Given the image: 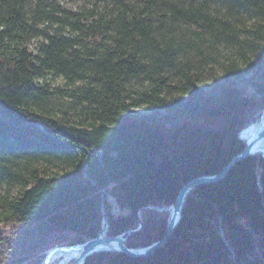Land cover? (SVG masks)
I'll return each mask as SVG.
<instances>
[{
	"label": "trees",
	"instance_id": "obj_1",
	"mask_svg": "<svg viewBox=\"0 0 264 264\" xmlns=\"http://www.w3.org/2000/svg\"><path fill=\"white\" fill-rule=\"evenodd\" d=\"M263 107L264 0H0V264H41L103 213L129 247L159 240ZM83 264H264V156L193 188L152 254Z\"/></svg>",
	"mask_w": 264,
	"mask_h": 264
},
{
	"label": "water",
	"instance_id": "obj_2",
	"mask_svg": "<svg viewBox=\"0 0 264 264\" xmlns=\"http://www.w3.org/2000/svg\"><path fill=\"white\" fill-rule=\"evenodd\" d=\"M263 113L264 107L261 111L259 122H261ZM248 126L239 133V138L244 142V148L235 156H233L219 172L215 174L200 175L194 177L187 181L178 190L173 203L165 207V209L168 211V217L164 233L159 240L152 242L151 244L144 247H129L124 243V237L122 234H118L116 236H107L105 235V232L104 234H101L103 226L107 225L106 214L103 213L102 224L95 237L75 244H63L51 247L46 251L41 264H49L54 254L59 251L75 252V256L72 258L70 264H83L87 256L102 250L121 251L132 256H147L152 254L156 249L164 245L171 237V234L181 217V208L183 206L184 200L187 194L193 188L201 184L211 183L223 179L229 172V170L235 165V163L242 158L255 154H261L264 156V142L260 141V139L264 137V123L261 122L260 126L252 134L244 136L243 132L248 128ZM102 208H104L103 205ZM140 228L141 222L137 228L131 229L128 232H136Z\"/></svg>",
	"mask_w": 264,
	"mask_h": 264
},
{
	"label": "bare ground",
	"instance_id": "obj_3",
	"mask_svg": "<svg viewBox=\"0 0 264 264\" xmlns=\"http://www.w3.org/2000/svg\"><path fill=\"white\" fill-rule=\"evenodd\" d=\"M261 122L264 123V113H263V117L261 119ZM261 122H259V120H258V122H255V123L249 125L248 128L243 132V135L248 136L249 134H252L260 126ZM260 141L264 142V137L261 138ZM105 227L106 226H103L101 234H104ZM74 256H75V252L59 251V252H56L54 254V256L51 259V261L49 262V264H51L52 262H56V261H58L57 264H67V262L72 260V258Z\"/></svg>",
	"mask_w": 264,
	"mask_h": 264
},
{
	"label": "rangeland",
	"instance_id": "obj_4",
	"mask_svg": "<svg viewBox=\"0 0 264 264\" xmlns=\"http://www.w3.org/2000/svg\"><path fill=\"white\" fill-rule=\"evenodd\" d=\"M63 3H65L66 5L68 6H74L76 4H81L82 0H61ZM251 73H248L245 75L244 77V84L246 86V94L247 95H257V92H256V86L254 85V80H255V77L253 76H250ZM55 83H58V84H62V79L61 78H56V80H54ZM244 86V87H245ZM107 200L113 205L115 206L114 204V201L112 200V198L110 196L107 197ZM116 210V209H115ZM71 261V260H70ZM69 262V261H68ZM67 262V263H68ZM58 261L56 262H52L51 264H57Z\"/></svg>",
	"mask_w": 264,
	"mask_h": 264
}]
</instances>
